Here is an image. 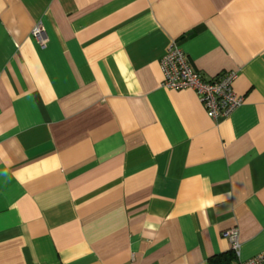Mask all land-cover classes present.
<instances>
[{
  "label": "crops",
  "instance_id": "obj_1",
  "mask_svg": "<svg viewBox=\"0 0 264 264\" xmlns=\"http://www.w3.org/2000/svg\"><path fill=\"white\" fill-rule=\"evenodd\" d=\"M173 47L241 107L162 88ZM233 229L264 258V0H0V264H209Z\"/></svg>",
  "mask_w": 264,
  "mask_h": 264
},
{
  "label": "built area",
  "instance_id": "obj_2",
  "mask_svg": "<svg viewBox=\"0 0 264 264\" xmlns=\"http://www.w3.org/2000/svg\"><path fill=\"white\" fill-rule=\"evenodd\" d=\"M31 35L41 46L45 44L43 28L39 25L34 27ZM160 68L163 75L162 88L169 91L194 92L207 115L213 120L228 117L244 102V97L234 89L236 73H224L210 81L204 80L192 68L187 55L177 47L166 52L160 61ZM226 235L231 244V251L237 256L240 249L237 230H230ZM239 264H264V258L257 256Z\"/></svg>",
  "mask_w": 264,
  "mask_h": 264
},
{
  "label": "trees",
  "instance_id": "obj_3",
  "mask_svg": "<svg viewBox=\"0 0 264 264\" xmlns=\"http://www.w3.org/2000/svg\"><path fill=\"white\" fill-rule=\"evenodd\" d=\"M236 256L233 251L210 258L209 264H235Z\"/></svg>",
  "mask_w": 264,
  "mask_h": 264
}]
</instances>
